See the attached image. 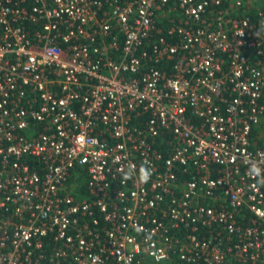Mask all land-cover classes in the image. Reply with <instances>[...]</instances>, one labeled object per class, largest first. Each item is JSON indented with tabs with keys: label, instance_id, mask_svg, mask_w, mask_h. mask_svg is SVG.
Here are the masks:
<instances>
[{
	"label": "built area",
	"instance_id": "2783aa9c",
	"mask_svg": "<svg viewBox=\"0 0 264 264\" xmlns=\"http://www.w3.org/2000/svg\"><path fill=\"white\" fill-rule=\"evenodd\" d=\"M263 127L264 0H0V264H264Z\"/></svg>",
	"mask_w": 264,
	"mask_h": 264
},
{
	"label": "clouds",
	"instance_id": "9594fccd",
	"mask_svg": "<svg viewBox=\"0 0 264 264\" xmlns=\"http://www.w3.org/2000/svg\"><path fill=\"white\" fill-rule=\"evenodd\" d=\"M248 175L252 178H259L261 182H264V168H261L258 162L250 161L248 166ZM135 172L134 166L124 174V180L130 179ZM139 179L142 182H147L151 177V170L143 164L139 167Z\"/></svg>",
	"mask_w": 264,
	"mask_h": 264
},
{
	"label": "trees",
	"instance_id": "16d2710c",
	"mask_svg": "<svg viewBox=\"0 0 264 264\" xmlns=\"http://www.w3.org/2000/svg\"><path fill=\"white\" fill-rule=\"evenodd\" d=\"M257 143H259V144H261V145H264L263 138H262V139H261V138H260V139L258 138V139H257Z\"/></svg>",
	"mask_w": 264,
	"mask_h": 264
},
{
	"label": "rangeland",
	"instance_id": "374dc122",
	"mask_svg": "<svg viewBox=\"0 0 264 264\" xmlns=\"http://www.w3.org/2000/svg\"><path fill=\"white\" fill-rule=\"evenodd\" d=\"M263 131H262V133H263V141H264V127H263V129H262ZM262 139V138H261Z\"/></svg>",
	"mask_w": 264,
	"mask_h": 264
}]
</instances>
